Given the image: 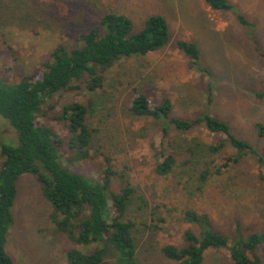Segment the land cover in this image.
<instances>
[{
  "label": "rangeland",
  "instance_id": "obj_1",
  "mask_svg": "<svg viewBox=\"0 0 264 264\" xmlns=\"http://www.w3.org/2000/svg\"><path fill=\"white\" fill-rule=\"evenodd\" d=\"M229 1L234 6L230 11L212 10L205 0H18L26 5L25 15L31 16L17 26H8L5 19L19 13L4 12L0 2V79L9 83L40 69L56 44L64 43L69 48L75 36L95 26L105 12L129 15L137 29L149 14L165 17L169 42L145 56L116 62L105 74L102 89L93 92L95 105L87 119L94 129L91 160L70 167L93 178H99L101 168L107 166L122 171L146 198V204L131 202L125 215L135 223L137 264H176L166 259L161 249L167 244L183 246L186 228L198 232L196 226L183 221L188 208L207 213L214 229L226 235L237 226L246 234L264 230V181L258 178L261 170L254 157H246L204 183L199 182L193 169H200L204 159L217 155H203L202 161L191 166L177 159L174 171L159 178L154 164L162 121L137 118L128 110L137 92L152 103L169 97L174 116L194 117L206 108L208 77L192 69L190 60L176 45L181 39L193 42L200 51L199 65L216 79L208 110L264 157V134L260 136L256 129L257 124L264 127V0ZM237 13L255 24L253 33L238 23ZM74 87L47 99L36 120L39 125L51 126L62 139L64 164L69 135L54 117L64 105L85 103L91 95L83 80L75 82ZM14 135L0 116V144L14 145ZM171 136L176 148L193 138L204 146L226 140L203 127L183 137L176 138L174 132ZM221 153L233 154L234 150L225 146ZM49 211L50 204L41 195L35 178L22 175L17 180L13 224L6 243L14 264H66L63 253L68 244L50 235ZM258 255L264 264V247L258 249ZM228 258L227 250L211 249L202 264H228Z\"/></svg>",
  "mask_w": 264,
  "mask_h": 264
},
{
  "label": "trees",
  "instance_id": "obj_2",
  "mask_svg": "<svg viewBox=\"0 0 264 264\" xmlns=\"http://www.w3.org/2000/svg\"><path fill=\"white\" fill-rule=\"evenodd\" d=\"M1 1L4 12L19 13L5 19L8 26L30 20L31 15H25V4L18 0ZM205 3L212 10L230 11L234 7L229 0H205ZM237 20L253 33L255 24L244 15L237 13ZM169 39L168 23L160 13L149 14L137 29L129 15L109 11L99 17L95 26L75 36L69 48L64 43L56 44L40 69L13 83L0 79V116L14 130L13 138L17 140L14 145L0 144V264H14L6 243L13 224L17 180L22 175L35 178L41 195L50 204V235L67 242L63 253L66 264H137L135 223L126 220L125 215L131 202L146 204V198L124 178L122 171L107 166L101 168L99 178H93L70 167L91 160L94 129L87 119L95 105L93 92L102 89L107 71L120 60L158 51ZM176 45L190 60L191 68L208 77L206 108L194 117L174 116L169 97L152 103L146 95L135 94L128 104L129 113L137 118L162 121L155 174L159 178L169 176L177 159L182 165L191 166L202 161L203 155L215 154V158L204 159L200 169H193L199 182L222 175L246 157H254L261 170L258 178L264 181V157L246 140L235 136L227 122L208 110L216 79L199 65L198 47L182 39ZM81 80L90 98L85 103L74 101L64 105L54 117L69 135L64 164L60 155L62 139L51 126L39 125L36 120L47 99L59 91L74 89L75 82ZM198 127L223 135L226 140L204 146L193 138L186 144L179 143L177 148L173 145L171 132L179 138ZM256 129L260 136L264 134L261 124H257ZM225 146L231 147L234 153L222 154ZM106 160L108 163V158ZM115 182L119 184L114 186ZM182 216L183 221L196 226L198 232L186 228L182 233L183 246L162 247L166 259L176 264H202L208 250L225 249L228 264H261L258 249L264 247V230L246 234L237 226L231 235H226L214 229L207 213L188 208Z\"/></svg>",
  "mask_w": 264,
  "mask_h": 264
}]
</instances>
